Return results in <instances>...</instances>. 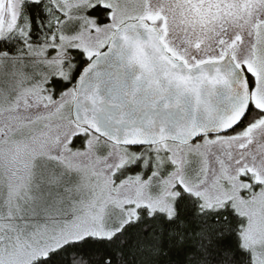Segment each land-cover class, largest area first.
Listing matches in <instances>:
<instances>
[{"label": "snow or ice", "instance_id": "6c2138e0", "mask_svg": "<svg viewBox=\"0 0 264 264\" xmlns=\"http://www.w3.org/2000/svg\"><path fill=\"white\" fill-rule=\"evenodd\" d=\"M0 264H264V0H0Z\"/></svg>", "mask_w": 264, "mask_h": 264}]
</instances>
